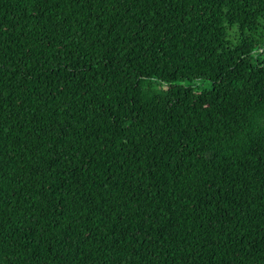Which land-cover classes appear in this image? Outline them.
I'll list each match as a JSON object with an SVG mask.
<instances>
[{
  "label": "trees",
  "instance_id": "obj_1",
  "mask_svg": "<svg viewBox=\"0 0 264 264\" xmlns=\"http://www.w3.org/2000/svg\"><path fill=\"white\" fill-rule=\"evenodd\" d=\"M0 264H264V0H0Z\"/></svg>",
  "mask_w": 264,
  "mask_h": 264
},
{
  "label": "rangeland",
  "instance_id": "obj_2",
  "mask_svg": "<svg viewBox=\"0 0 264 264\" xmlns=\"http://www.w3.org/2000/svg\"><path fill=\"white\" fill-rule=\"evenodd\" d=\"M198 85L199 86H201L202 88H204V89H208L209 87H210V82H208V81H199L198 82Z\"/></svg>",
  "mask_w": 264,
  "mask_h": 264
}]
</instances>
